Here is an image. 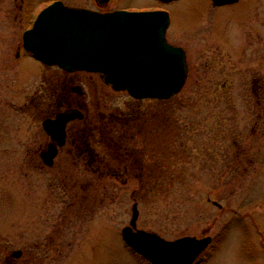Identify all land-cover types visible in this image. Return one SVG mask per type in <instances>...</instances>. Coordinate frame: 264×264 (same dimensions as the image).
I'll return each mask as SVG.
<instances>
[{"label": "rangeland", "instance_id": "374dc122", "mask_svg": "<svg viewBox=\"0 0 264 264\" xmlns=\"http://www.w3.org/2000/svg\"><path fill=\"white\" fill-rule=\"evenodd\" d=\"M54 1L96 10L94 0H0V264H144L121 239L131 198L138 200L137 229L168 241L213 239L196 264H264V0L218 11L211 0L167 7L110 0L101 11L165 10L167 42L186 53L182 91L169 104H143L169 117L152 125L158 137L136 140L151 180L116 176L110 167L99 177L100 164L92 166L88 154L77 165L66 153L75 147L71 137L51 169L32 156L30 149L49 141L41 124L52 113L71 108L93 118L131 102L98 75L68 74L24 52L23 33ZM76 195L84 198L81 209L70 204ZM15 251L21 257L12 259Z\"/></svg>", "mask_w": 264, "mask_h": 264}, {"label": "water", "instance_id": "95a60500", "mask_svg": "<svg viewBox=\"0 0 264 264\" xmlns=\"http://www.w3.org/2000/svg\"><path fill=\"white\" fill-rule=\"evenodd\" d=\"M238 1L212 0L217 7ZM169 25V14L164 11L102 14L54 2L24 32L22 46L46 67L98 75L112 91L138 101H168L182 91L188 75L184 51L167 43ZM73 92L81 94L79 88ZM82 119L81 111L67 109L42 122L50 139L41 154L45 166H53L58 149L64 146L67 126ZM138 218L137 204H133L129 226L121 237L127 248L149 264H195L212 244L210 237L165 240L138 230ZM13 257H20V252Z\"/></svg>", "mask_w": 264, "mask_h": 264}, {"label": "trees", "instance_id": "16d2710c", "mask_svg": "<svg viewBox=\"0 0 264 264\" xmlns=\"http://www.w3.org/2000/svg\"><path fill=\"white\" fill-rule=\"evenodd\" d=\"M55 90L56 89H53V92ZM48 91L50 96H53V94H51V87L48 88ZM46 99L48 102L49 98ZM171 100L154 102L160 106L169 104ZM145 102L151 101H136L131 99L125 111L115 110L112 113L109 112L93 118H91L88 113H85L84 119L81 122H75L77 130L73 129L75 126L71 128L68 127V137H71L73 141L76 140L75 147H82L85 151L84 155H89L92 166H94L96 162L98 165L100 164V169L97 170L99 177H106L107 174L113 171L116 172V176H119L117 172H123L126 178L133 175L135 178H137V176L142 178V176L145 177L146 175L149 180L153 179L150 178L152 174L143 173V160L141 159L140 153H137L135 148L137 143L136 140L141 138L148 141L149 139L152 140L158 137V132L160 131L158 128H152V125L157 119H163L164 117L165 122H169V117L167 116L168 111H163L157 106L156 110L147 112L143 107ZM45 107L47 108L48 106ZM55 114L56 113H54V115ZM51 116H53V113L48 117ZM153 129L155 132H153ZM75 130L78 132L77 136L75 133H72ZM152 133L155 135H152ZM145 144L147 143L145 142L144 145ZM96 147H100V149L96 150ZM137 170L138 172L140 171L138 175H136ZM150 172L152 173V171ZM167 173V169L166 172H155L157 177L156 180L158 178L164 179ZM159 175L161 176L159 177ZM154 189H156V187H154L153 190Z\"/></svg>", "mask_w": 264, "mask_h": 264}, {"label": "flooded vegetation", "instance_id": "af4514ba", "mask_svg": "<svg viewBox=\"0 0 264 264\" xmlns=\"http://www.w3.org/2000/svg\"><path fill=\"white\" fill-rule=\"evenodd\" d=\"M95 1V6H96V10H91V9H85V10H89V11H93V12H99V13H110V12H114V11H127V12H148V11H165V10H162V9H158V10H138V9H119V10H114V11H106V12H101V11H103L105 8H106V6L108 5V3L110 2V0L108 1V2H104L103 0H94ZM156 2H158L161 6H164V7H167V6H169V5H173V4H175V3H178V2H180V1H183V0H173V1H171V2H166V3H164V2H162L161 0H155ZM54 2H56V1H54ZM59 2H61V1H59ZM240 2V0L238 1V3ZM237 3V4H238ZM237 4H231V5H225V6H220V7H217V6H215L214 4H213V2H212V0H211V7H212V10L213 11H218V10H223V9H226V8H229V7H233V6H235V5H237ZM167 12V11H166ZM168 13V12H167ZM170 15V20H171V14H169ZM171 22H172V20H171ZM170 26H171V23H170ZM170 28V27H169ZM169 31V30H168ZM167 31V32H168ZM167 35V34H166ZM179 47V46H178ZM179 48H181V47H179ZM183 49V48H182ZM185 52V51H184ZM185 56H186V53H185ZM52 117V116H51ZM68 129V128H67ZM47 136V135H46ZM48 143L46 144V146L45 147H43V145H39L37 148H33V149H30V152L32 151L33 152V154H32V156H36V158H37V160H38V163L41 165V167H45V168H48V169H51V168H53L54 166H55V161H56V159H58V157H59V155L60 154H62V153H64L65 152V150H66V153L68 154V155H70V157H71V159L73 158L72 156H77V158H75V160H76V164L77 165H79L78 163L79 162H81V164H82V160H83V156H84V150L82 149V147H78V146H76V147H74L73 149H69V148H66V145H67V142H68V134H67V130H66V137H65V143H64V146L63 147H61V148H59L58 149V153H57V156H56V158H55V160H54V163H53V166L51 167V168H49V167H47V166H45V164L43 163V160H42V158H41V154L43 153V152H45L46 150H47V145L50 143V139H49V137H48ZM66 148V149H65ZM68 149H69V151H68ZM75 154V155H74ZM79 187H81V186H79ZM81 191V189L79 188V190L77 191V193H79ZM60 198H62V197H60ZM63 200H64V198H62ZM84 198L82 197V196H80V195H76V200L75 201H73V202H71L70 204H74V202H75V204H78L79 205V208L81 209L82 208V204L84 203V200H83ZM106 199V198H105ZM110 199V198H109ZM132 200H133V202L134 203H138L137 201V199H135V198H131ZM54 201H57V200H54ZM54 201H53V203H54ZM59 202V201H58ZM60 202H61V204L64 202V201H62V200H60ZM100 203H106V201H101ZM67 208H72V205L70 206H65V208H64V210L63 211H65ZM77 215H79V213L77 214ZM48 241H51V239H49ZM49 244V243H48ZM49 245H51L52 246V243L50 242V244ZM38 247H41V245H39ZM2 248V241L0 240V249ZM43 248L44 249H46L45 248V246H43ZM51 248V247H50ZM16 252H19V251H15V252H12V254H11V258L12 259H15V257H13V254L14 253H16ZM131 252V251H130ZM132 253V252H131ZM135 257H137V258H139L137 255H135L134 253H132ZM20 257H21V253H20ZM19 258V257H18ZM9 259H6V261H8ZM139 261H142L144 264H148L147 262H145V261H143L142 259H140L139 258Z\"/></svg>", "mask_w": 264, "mask_h": 264}]
</instances>
